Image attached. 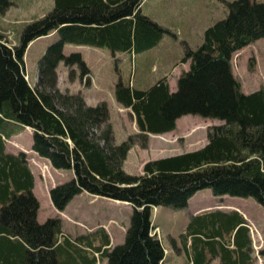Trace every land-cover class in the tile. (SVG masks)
I'll list each match as a JSON object with an SVG mask.
<instances>
[{
    "label": "trees",
    "instance_id": "trees-1",
    "mask_svg": "<svg viewBox=\"0 0 264 264\" xmlns=\"http://www.w3.org/2000/svg\"><path fill=\"white\" fill-rule=\"evenodd\" d=\"M144 0H53L46 13L26 22L17 43L0 31V264H165L167 250L151 234L152 208H182L197 190L215 195L252 196L264 207V85L245 93L232 69V54L264 37V1L228 0V13L204 29L194 49L186 44L177 88L167 73L146 88L118 81L115 99L134 116L138 131L119 143L106 100L88 104L79 92L57 87L60 62L91 74L82 54L65 43L137 52L155 46L171 30L142 11ZM0 0V9L12 5ZM56 33L38 61V81L26 79L25 51L34 39ZM199 37V35H198ZM200 38L197 39L199 42ZM172 70V68H171ZM193 114L222 122L208 127V142L195 150L151 159L131 174L124 161L132 143L176 129ZM104 129L97 134L99 124ZM32 129L31 148L56 169L73 176L50 188L63 210L77 194L125 201L132 206L124 240L111 246L103 227L69 235L59 216L40 222L35 176L24 151L7 150L6 138ZM247 220L237 211L192 215L182 233L184 247L206 264V251L220 264H257ZM170 253V252H168ZM264 255V248L260 250Z\"/></svg>",
    "mask_w": 264,
    "mask_h": 264
},
{
    "label": "rangeland",
    "instance_id": "rangeland-1",
    "mask_svg": "<svg viewBox=\"0 0 264 264\" xmlns=\"http://www.w3.org/2000/svg\"><path fill=\"white\" fill-rule=\"evenodd\" d=\"M13 4L5 9H0V31L5 35L8 43H17L19 32L24 24L38 17L52 8L53 0H12ZM228 0H144L142 11L155 21L165 25L171 30L153 47L137 52L115 51L107 47H99L85 44L65 43L64 52L70 54L78 51L91 70V75L81 76L77 66L70 73L71 67L64 66L60 62L57 74V87L62 92H79L84 95L88 104L97 103V99L106 100L109 106L110 120L114 129L113 142L119 143L129 133L138 131L133 114L125 107H121L115 99V86L118 81L132 82L136 88H146L156 80L171 71L172 65H176L184 56L186 44L196 48L201 43L204 29L216 20L228 13ZM264 1V0H259ZM199 35V37H198ZM199 42L197 39H199ZM54 32L42 35L34 39L28 45L25 54V73L28 82L35 86L38 81V61L48 45L57 40ZM233 72L243 84L244 92H252L264 84V37L242 48L232 55ZM189 68V61L180 63L170 75L172 90L177 88V80L181 72V66ZM97 101V102H96ZM191 121H195L191 124ZM222 121L217 118H205L199 115L188 114L178 122L177 132L150 134L146 142L139 139L132 143L124 161V169L131 174L143 172V165L151 160L164 156L174 155L185 151H191L203 147L208 142V127L219 124ZM100 123L97 130L99 134L104 129ZM20 134V143H26L27 137L31 139V131L25 128ZM129 132L125 135L126 132ZM12 142V144L10 143ZM16 151L22 150L21 145L12 137L7 143ZM31 168L35 173L43 172L39 176L45 193L40 195L44 221L49 216H54L55 208L47 188L54 183L65 181L72 177L70 169H55L41 159L35 160ZM43 166V168H40ZM42 170V171H41ZM215 195L209 187L196 191L189 199V205L182 208H174L167 205H158L155 210V224L160 226L162 242L170 253L166 256L165 264H194L190 260L195 258L196 251L193 247L187 250L184 247L182 233L192 219L195 207L207 204H218L220 197ZM221 206L237 205L248 210V218L253 224V246L264 248V207L252 196L224 195ZM91 197L90 193H83L76 197L67 211H74L76 206H84L90 209H101L96 220L102 217L107 219L113 215L116 219L114 226V242H122L125 230L129 224L132 206L124 201L101 196L104 199ZM228 201V202H226ZM235 203V204H234ZM52 206V207H51ZM87 208V209H88ZM153 217V216H152ZM87 219V218H86ZM89 219V218H88ZM90 221L93 218L89 219ZM41 222V221H40ZM43 222V221H42ZM94 222V221H93ZM73 232V228H68ZM67 233V232H66ZM74 233V232H73ZM85 234L87 232H84ZM70 234V233H67ZM71 235V234H70ZM73 236V235H72ZM111 238V235H110ZM260 246V247H259ZM207 264H219V258H213L210 251H206ZM259 262V258H258ZM97 264H106L105 260H99ZM260 264H264V257L260 255Z\"/></svg>",
    "mask_w": 264,
    "mask_h": 264
},
{
    "label": "crops",
    "instance_id": "crops-1",
    "mask_svg": "<svg viewBox=\"0 0 264 264\" xmlns=\"http://www.w3.org/2000/svg\"><path fill=\"white\" fill-rule=\"evenodd\" d=\"M176 66V65H175ZM186 69V68H185ZM171 74H172V72H171ZM171 74H169L168 75V80H169V82H170V75ZM171 87V86H170ZM97 100H99V99H97ZM185 116V115H184ZM183 118V116L182 117H180V118H178V122L181 120ZM195 121H191V124H193ZM179 124V123H178ZM178 124H177V128H178ZM177 128L175 129V130H173V131H170V132H166V133H172V132H177ZM24 130H26V129H22L21 131H19L17 134H15V135H12L10 138H12V137H14L15 138V141L18 143V144H20L21 146L20 147H22L23 149H26V150H29V152H31L32 153V155H34L35 157H36V152L35 151H33L32 149H31V143H32V139H28V137H27V142L24 144V143H20V134L24 131ZM129 132L127 131L126 133H125V135H127ZM165 134V133H164ZM15 147V146H14ZM14 147H9L8 145H7V149L8 150H10V151H13V152H18V151H16V147L14 148ZM43 161H46V162H48V160L47 159H45V158H41ZM34 172V171H33ZM72 172V171H71ZM34 174H35V186H34V189H33V191H34V193H35V195L37 196V198L39 199V202H40V207H39V210H38V214H37V218H38V220L39 221H44V217H45V215H43L42 213H41V211H42V200H41V198H40V195L41 194H43V193H45V189L42 187V183H41V181L39 180V178H41V177H39V175H38V173H35L34 172ZM48 193V192H47ZM84 192H82V193H80V194H77L69 203H68V205L66 206V208L63 210V211H59V210H57L54 206V208H55V210L53 211V215H59V216H61L62 217V220H63V228H65V229H68V228H73V232H70V233H73L74 235L75 234H78V233H84L85 232V230H83V229H81V226H79L78 225V223L77 222H83L84 224H88V223H86V218L88 219L89 217H93L94 218V222H93V225H90L91 227L93 226V227H96V226H103L104 227V229L108 232V234H110L111 235V246H113V245H115L117 242H114L115 240H114V232L116 231V229H117V226H114V224H115V221H116V219H115V217L113 216V215H108L107 216V219H105L106 218V216L105 217H102V220H101V218L99 219V220H96L97 219V217L100 215V214H102V210L101 209H90V208H88V207H84V206H81V207H79V206H76V208H75V210L74 211H70V212H68L67 211V209H68V207L71 205V203L74 201V199L76 198V197H78L79 195H81V194H83ZM85 193H88V192H85ZM91 195V197H93L94 199L95 198H97L98 197V195H93V194H90ZM100 199H104V198H102L101 196L99 197ZM51 205H53L52 203H51ZM52 207V206H51ZM207 207V206H206ZM206 207L205 206H200V207H195V210H194V213H196V212H198V210H200V208L201 209H206ZM88 208V209H87ZM110 220H114L113 222H109ZM88 226V225H87ZM106 226V227H105ZM170 251V250H169ZM169 251H167V253L169 252ZM219 264H220V262H218Z\"/></svg>",
    "mask_w": 264,
    "mask_h": 264
}]
</instances>
